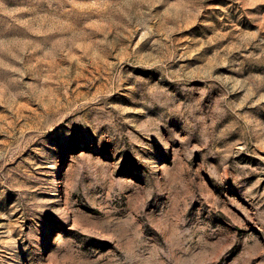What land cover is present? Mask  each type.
Wrapping results in <instances>:
<instances>
[{
    "label": "rangeland",
    "instance_id": "rangeland-1",
    "mask_svg": "<svg viewBox=\"0 0 264 264\" xmlns=\"http://www.w3.org/2000/svg\"><path fill=\"white\" fill-rule=\"evenodd\" d=\"M0 264H264V0H0Z\"/></svg>",
    "mask_w": 264,
    "mask_h": 264
}]
</instances>
